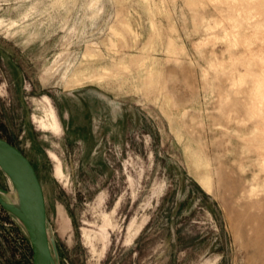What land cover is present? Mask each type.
Wrapping results in <instances>:
<instances>
[{
	"label": "rangeland",
	"instance_id": "obj_1",
	"mask_svg": "<svg viewBox=\"0 0 264 264\" xmlns=\"http://www.w3.org/2000/svg\"><path fill=\"white\" fill-rule=\"evenodd\" d=\"M0 136L56 264H264V0H0Z\"/></svg>",
	"mask_w": 264,
	"mask_h": 264
},
{
	"label": "water",
	"instance_id": "obj_2",
	"mask_svg": "<svg viewBox=\"0 0 264 264\" xmlns=\"http://www.w3.org/2000/svg\"><path fill=\"white\" fill-rule=\"evenodd\" d=\"M0 168L12 183L15 200L0 206L20 222L30 248V264H56V250L47 231L44 196L36 171L23 151L0 136Z\"/></svg>",
	"mask_w": 264,
	"mask_h": 264
},
{
	"label": "bare ground",
	"instance_id": "obj_3",
	"mask_svg": "<svg viewBox=\"0 0 264 264\" xmlns=\"http://www.w3.org/2000/svg\"><path fill=\"white\" fill-rule=\"evenodd\" d=\"M11 193L13 194V197L10 201H14L15 200L14 192L12 191Z\"/></svg>",
	"mask_w": 264,
	"mask_h": 264
}]
</instances>
